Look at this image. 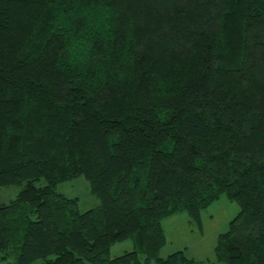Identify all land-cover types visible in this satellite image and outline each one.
<instances>
[{
  "label": "trees",
  "instance_id": "16d2710c",
  "mask_svg": "<svg viewBox=\"0 0 264 264\" xmlns=\"http://www.w3.org/2000/svg\"><path fill=\"white\" fill-rule=\"evenodd\" d=\"M77 176L98 206L57 191ZM9 184L0 261L205 263L160 254L162 219L200 222L225 193L239 210L215 262L264 264V0H0Z\"/></svg>",
  "mask_w": 264,
  "mask_h": 264
},
{
  "label": "rangeland",
  "instance_id": "374dc122",
  "mask_svg": "<svg viewBox=\"0 0 264 264\" xmlns=\"http://www.w3.org/2000/svg\"><path fill=\"white\" fill-rule=\"evenodd\" d=\"M36 183L43 184L44 179L41 178ZM20 187L19 184L1 186L0 203H7L13 199ZM57 191L67 197H77L79 211H85L99 205V199L91 192L89 182L83 176L59 182ZM238 210L237 203L222 193L201 210L200 222L192 220L184 210L163 218L162 226L166 242L162 246L160 254L165 256L174 250L184 249L189 257L205 261V263L200 264H225L224 262H215L214 245L218 233L228 229L230 220L237 214ZM133 248L134 244L131 238L116 241L110 247V255H119ZM13 260L14 257L9 256L0 262L1 264H11ZM31 264H41V261L38 260Z\"/></svg>",
  "mask_w": 264,
  "mask_h": 264
}]
</instances>
